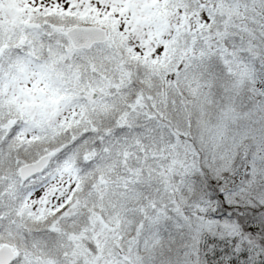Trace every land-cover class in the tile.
<instances>
[{"label":"snow or ice","instance_id":"1","mask_svg":"<svg viewBox=\"0 0 264 264\" xmlns=\"http://www.w3.org/2000/svg\"><path fill=\"white\" fill-rule=\"evenodd\" d=\"M0 264H264V0H0Z\"/></svg>","mask_w":264,"mask_h":264}]
</instances>
